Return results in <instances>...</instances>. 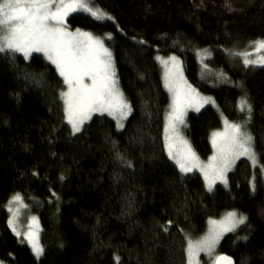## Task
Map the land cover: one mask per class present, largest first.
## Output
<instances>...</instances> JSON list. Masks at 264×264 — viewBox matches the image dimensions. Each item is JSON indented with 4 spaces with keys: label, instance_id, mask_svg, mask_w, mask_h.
<instances>
[{
    "label": "trees",
    "instance_id": "trees-1",
    "mask_svg": "<svg viewBox=\"0 0 264 264\" xmlns=\"http://www.w3.org/2000/svg\"><path fill=\"white\" fill-rule=\"evenodd\" d=\"M86 2L112 19L81 10L67 28L110 34L131 115L121 129L111 118L94 117L74 135L55 65L40 54L28 60L0 53V263L188 264V240L205 233L210 220L236 211L247 222L223 238L218 254L236 264H264V66L245 67L235 54L264 39V0ZM205 49V65L226 83L200 78L198 53ZM157 55L182 59L187 80L213 96L230 121L244 120L238 102L246 97L259 167L240 160L229 186L213 191L199 173L180 172L165 151L171 102ZM187 123L195 153L208 160L211 136L222 129L220 112L206 106ZM16 194L38 217L41 260L8 224Z\"/></svg>",
    "mask_w": 264,
    "mask_h": 264
},
{
    "label": "snow or ice",
    "instance_id": "snow-or-ice-1",
    "mask_svg": "<svg viewBox=\"0 0 264 264\" xmlns=\"http://www.w3.org/2000/svg\"><path fill=\"white\" fill-rule=\"evenodd\" d=\"M81 10L90 13L96 19H112L100 10H93L86 0H0V53H22L25 59L34 52L43 53L45 58L55 65L68 86L67 91L61 92V97L73 133L79 132L85 121L90 120L92 114L97 112L101 114L107 112L114 116L117 119V127L122 128L123 120L131 113V105L118 87L111 52L104 47L103 40L92 33L81 32L79 29L72 32L67 28L66 18L69 13ZM250 45L259 53L264 50V39L250 42ZM223 51L227 54L228 50ZM203 52L208 53V50L205 49ZM235 54L243 59L245 67L252 64L264 65V57L249 59L251 52ZM157 59L165 65V87L172 93V104L165 118V147L169 158L175 161L180 171L187 173L198 168L204 173L205 180L209 181L208 188L211 190L217 179L227 183L224 179L225 174L240 156L248 157L253 166H256L258 157L253 147V137L243 130L246 122L229 123L227 119L226 131L213 133L212 144L215 154L209 158L207 165L200 162L188 142L179 136V125L184 124L188 107H195V110L199 111L211 98H201L202 102L196 100L199 94L184 79L177 57L173 56L168 60L161 57ZM239 108L241 111L247 109L249 114L251 112V105L244 98H241ZM261 170H264V165H261ZM12 200L22 203L19 194L13 196ZM9 211L12 212V216L8 224L16 235L20 236L21 233L15 226L19 209L13 212L9 208ZM31 219L33 223H37L36 217ZM245 220L246 217L242 215L237 218L236 212H228L220 221L210 220L211 227L204 237L195 242L188 240L186 249L188 264H192L199 252L211 255L223 234L235 231ZM23 235L33 254L39 259L44 253L39 240V230L33 231L30 226V230ZM215 262L233 264L231 258L227 256H216Z\"/></svg>",
    "mask_w": 264,
    "mask_h": 264
},
{
    "label": "rangeland",
    "instance_id": "rangeland-1",
    "mask_svg": "<svg viewBox=\"0 0 264 264\" xmlns=\"http://www.w3.org/2000/svg\"><path fill=\"white\" fill-rule=\"evenodd\" d=\"M77 12H78V11H76V12H70L69 15L67 16L66 20H67L69 17H71V16H73L74 14H76ZM66 23H67V21H66ZM66 25H67V24H66ZM68 30H69V29H68ZM76 30H77V29H74V31H72V32H75ZM79 30H80V29H79ZM69 31H71V30H69ZM80 31H81V32H89V31H85V30H84V31L80 30ZM90 33H92V32H90ZM92 34H93V36H95V37H99L100 39L103 40L104 47H106V48L111 52V54H112V59H113V62H114V67H115V69H116V64H115V61H114L113 52L110 50V48H109L108 45H107V40H106V39L109 38V34H106V35H104V36H100V35H97V34H94V33H92ZM245 52H251V53H252V55L249 57V59H252V60H256V59H258V58H260V57H264V50H261L259 53H256V52L254 51V48H253L252 46H250ZM9 53H10V52H9ZM11 53H12V52H11ZM13 54H15V55H19V56H21V55L23 56L22 53H13ZM35 54L43 55V53H36V52H34V53H32V55H31L29 58H27V59L29 60V59L32 58V56L35 55ZM43 56H44V55H43ZM173 56H175V57L178 58V61L180 62V66L182 67L183 77H184V79L187 81V83L191 85V83L189 82V80H187L186 73H185V69H184V65H183V60H182V59H180V58H179L178 56H176V55H171V56H163V55H160V56H159V55H157V56H156V60H157V62H158V64H159V67H160V70H161V73H162V81H163V83H164V87H165L164 76H165L166 68H165L164 63H162L161 60H158L157 57H161L163 60H168L170 57H173ZM23 57H24V56H23ZM44 57H45V56H44ZM198 58H199V64L201 65V68H202V72H201V74H200V78H201V79L204 78L205 76H208V75H211V76L214 75V76H215L216 78H218V80H220L221 82H224V83L227 82V78H225L223 75H221V73H219V72L212 73V71H211L209 68L205 67L206 60L208 59V54H207V53L199 52V53H198ZM45 59H46V58H45ZM46 60H47V59H46ZM47 61H48L50 64H52L49 60H47ZM53 65H54V64H53ZM249 66H264V65L252 64V65H249ZM169 68H171V61L169 62ZM62 79H63V77H62ZM203 80H204V79H203ZM63 81H64V79H63ZM86 82H87V83H90V81H87V80H86ZM64 85H65V90H64V92H65V91L68 90V86H67L65 83H64ZM191 86H192V85H191ZM118 87H119L120 91L123 93V91H122L121 86H120L119 83H118ZM192 87H193V86H192ZM193 88L195 89V87H193ZM165 89H166V91H167L168 94H169L170 102H171L170 105H171V104H172V93L169 92L168 89H167L166 87H165ZM196 91H197V93L199 94V96L196 97V100H198V101H200V102H202V99H201V98H211V100H210V102H208V103H204V104H203V107H200V110H199V111H196V110H195V107H188V108H187V111H186V115H185V117H184V124L179 125V136H180L183 140H186V141L188 142V144L191 146V149H192L193 151H194V149H193L192 144L190 143L189 136H188V133H187V130H188L187 117H188L189 114L199 113V112H201V110H203L206 106H211V107H213L215 110H217V111L220 112V114H221V118H222V121H223L222 129L218 130L216 133H224V132L226 131V125H225V119H226V118H225V116L222 114V112L219 110V107H218V105H217V100H215V98H214L213 96H211V95L203 94L201 91H199V90H197V89H196ZM123 96H124V98H125V94H124V93H123ZM243 98L246 99V97H243ZM246 100H247V99H246ZM240 101H241V100H240ZM240 101L238 102V109H239V110H240V108H239V103H240ZM62 103H63V107L65 108L63 98H62ZM248 104H249V103H248ZM169 111H170V106L168 107V110H167L166 113H168ZM240 113H241V115L244 117V120H242V121H239V120H238L237 122H233V121H230V120L227 119V121H228L229 123H240V124H245V122H246V126H245V128H244L243 130H244L245 132L251 134V136L253 137L252 132H251L250 129H249V124H250V114H249V112L247 111V109H245L244 111H241V110H240ZM250 113H251V112H250ZM64 114H65V111H64ZM130 115H131V114H129V115L127 116V118L123 120V127H125V123H126L127 120L129 119ZM99 116H101V117L111 118V119H113V120L116 122V124H117V119H116L114 116L109 115L107 112H105V113H103V114H101V113H99V112H97V113H93L91 119L94 118V117H99ZM65 117H66V115H65ZM165 118H166V116H165ZM91 119H90V120H91ZM88 121H89V120L85 121V123L83 124V126L81 127V130H80L79 132L73 133L72 126H71V124L68 122V120H67V118H66V123L69 125V127L71 128L72 133H73L74 135H78L79 133H81V132L83 131V129L85 128L84 126L88 123ZM164 124H166V119H165V121H164ZM123 127H122V128H123ZM120 129H121V128H120ZM163 134H164V139H163V140H164V145H165V125H164ZM169 135L171 136V133H170ZM212 138H213V134H212L211 139H210V143H211V144H212ZM217 139H219V137H218ZM173 142H175V141H173ZM177 147H179V144H177ZM253 147H254V141H253ZM212 149H213V151H212V155H211L210 157H212V156L215 154V149L213 148V144H212ZM165 151H166V155L168 156V151H167L166 147H165ZM194 152H195V151H194ZM196 155L199 157V160H200V162H201L202 164L207 165V164L209 163V158H210V157L208 158V160H202L198 154H196ZM168 158H169V156H168ZM169 159H170V158H169ZM240 160H246L247 162H249L250 164H252L251 160H250L248 157H246V156H240L238 159L235 160V163L232 165V167H231V168L226 172V174H225L224 179H226L227 183L225 184L222 180L217 179V180H215V183L213 184L211 190H209V188H208V183H209V181H206V180H205L204 173L201 172L198 168H194L191 172H187V173H185V172H181V171H180V172H181L182 174H184V175H187V174H190V173H199L200 176H202V178H203V180H204V183H205V186H206L207 190H208V191H213V190L216 188V186L219 185V184H220V185H223V186H226V187L229 186V185H228V179H229L230 173H231V172L235 169V167L239 164ZM170 161L173 162V163L176 165V163H175L174 160L170 159ZM259 165H260V162H258V164H257L256 166H253V164H252L253 167H259ZM176 166H177V165H176ZM178 168H179V167H178ZM179 170H180V169H179ZM210 179H211V175H210ZM9 208H11V209L13 210V212L16 211L17 209H19V212H18V215H17V219H16V225H15V226H16L17 231H19V232L21 233V235H20V236H17L16 233L13 231L14 234H15V236H16V237L23 238V240H24V242L26 243V245H27L28 247H31V246L28 244L27 240H25L23 234H24L25 232L29 231V230H30V226H31V230H33V231H35V230H37V229L39 230V240H40L41 225H40V226L38 225V221H37V223H33V222H32V219H31L32 217H36V215H34L33 213L30 212L28 206L25 205V202H24L23 200H22V203H19V202L13 201L12 198H11V199L9 200V202H8V209H9ZM231 212H236V211H231ZM227 213H228V212L224 213V214L221 216V218H220V219H216V221H220V220H222V219L225 217V215H226ZM236 213H237V218H239V216H241V214H239L238 212H236ZM9 216H10V217L12 216V212H10V211H9ZM242 216L246 217V220H245V222H244V223H246V222H247V216H245V215H243V214H242ZM36 218H37V217H36ZM244 223H243V224H244ZM243 224L239 225V226L235 229V231L224 233L223 236L220 238L219 243L217 244L216 248L214 249V251H213V253H212L211 255H209V254L206 253V252H199L198 255H196V256L194 257L192 264H215V257L219 255V254H218V250H217V248H218L219 245L221 244L223 238H224L225 236H227V235H231L232 233H235V232L240 228V226H242ZM210 227H211V225L208 224V226H207V231H206L205 233L201 234L200 237H198L197 239H191V240H192L193 242H195V241L199 240L200 238L204 237V236L208 233V230H209ZM12 230H13V229H12ZM40 244H41V243H40ZM187 246H188V242H187ZM187 246H186V249H187ZM34 256H35V255H34ZM35 258H36V257H35ZM41 258H42V256H40L38 260H41ZM187 262H188V254H187ZM0 264H1V263H0Z\"/></svg>",
    "mask_w": 264,
    "mask_h": 264
},
{
    "label": "water",
    "instance_id": "water-1",
    "mask_svg": "<svg viewBox=\"0 0 264 264\" xmlns=\"http://www.w3.org/2000/svg\"><path fill=\"white\" fill-rule=\"evenodd\" d=\"M219 256H227V257H230L231 258V260L233 261V264H236L237 263V261L235 260V258L234 257H231L229 254H227V253H222L221 255H219ZM215 264H216V262H215Z\"/></svg>",
    "mask_w": 264,
    "mask_h": 264
},
{
    "label": "bare ground",
    "instance_id": "bare-ground-1",
    "mask_svg": "<svg viewBox=\"0 0 264 264\" xmlns=\"http://www.w3.org/2000/svg\"><path fill=\"white\" fill-rule=\"evenodd\" d=\"M37 217V216H36ZM37 221H38V225H39V220H38V217H37ZM40 226V225H39ZM12 228V227H11ZM20 240H21V242L22 243H24L25 245H26V243L24 242V240H23V238H20V237H18ZM26 240V239H25Z\"/></svg>",
    "mask_w": 264,
    "mask_h": 264
}]
</instances>
